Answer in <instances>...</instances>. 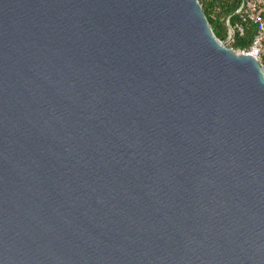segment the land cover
<instances>
[{
  "label": "water",
  "instance_id": "95a60500",
  "mask_svg": "<svg viewBox=\"0 0 264 264\" xmlns=\"http://www.w3.org/2000/svg\"><path fill=\"white\" fill-rule=\"evenodd\" d=\"M0 264H264V70L199 0H0Z\"/></svg>",
  "mask_w": 264,
  "mask_h": 264
},
{
  "label": "built area",
  "instance_id": "2783aa9c",
  "mask_svg": "<svg viewBox=\"0 0 264 264\" xmlns=\"http://www.w3.org/2000/svg\"><path fill=\"white\" fill-rule=\"evenodd\" d=\"M240 5L236 11L238 22L231 26L230 20H225L227 27V37L225 40L231 48L234 36L236 34L243 35L244 25H253V36L251 43L246 49L234 50L240 54H247L257 59L264 70V0H239Z\"/></svg>",
  "mask_w": 264,
  "mask_h": 264
},
{
  "label": "trees",
  "instance_id": "16d2710c",
  "mask_svg": "<svg viewBox=\"0 0 264 264\" xmlns=\"http://www.w3.org/2000/svg\"><path fill=\"white\" fill-rule=\"evenodd\" d=\"M203 11L207 17V20L218 39L225 40L227 37V27L225 25V20L229 18L230 25H235L239 18L236 14L239 8V0H199ZM253 25H244V34H236L234 36L231 48L246 49L249 47L252 36H253Z\"/></svg>",
  "mask_w": 264,
  "mask_h": 264
}]
</instances>
